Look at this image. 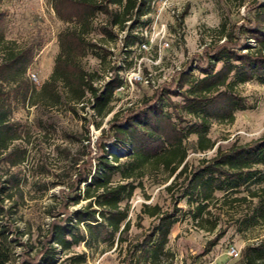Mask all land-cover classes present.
<instances>
[{"label": "trees", "instance_id": "1", "mask_svg": "<svg viewBox=\"0 0 264 264\" xmlns=\"http://www.w3.org/2000/svg\"><path fill=\"white\" fill-rule=\"evenodd\" d=\"M150 1L51 0L66 26L58 33L53 70L39 87L28 76L34 48L7 40L0 29V264H87L88 253L76 247L116 245L122 252L123 243L126 264H168V236L183 211L179 206L183 200L194 225L214 233L209 246L227 233L228 225L221 226L225 214L243 207L240 222L246 227L264 221V135L245 143L235 141L227 148L216 147L209 135L213 121L233 123L236 111L247 108L239 85L251 80L264 84V0L256 2L247 25L227 27L222 22L219 40L207 45L141 106L113 112L121 80L106 44L117 46L125 30L124 47L140 42L138 29L149 22L143 18L150 12ZM183 17L181 13L180 20ZM90 52L97 53L103 71L115 72L104 88L95 85L101 71L82 63ZM172 94L181 100L172 101ZM20 105L42 110L36 126L44 133L52 125L51 117L43 119L44 111L52 108L77 113L89 105L100 119L92 120L98 130L113 112L94 145L85 115L81 141H86V158L80 162L71 157L75 171L68 174L67 187L48 204L50 221L35 229L29 223L24 229L18 224L25 193L20 167L28 161L32 136L14 117ZM25 140L26 145L20 143ZM215 147L213 156L189 163L190 152ZM155 171L167 173L163 182L168 183L164 190L170 206L144 203L141 212L152 222L132 238L128 202L143 177ZM73 205L79 206L72 209ZM137 224L142 227L140 221ZM236 264H264V237L246 244Z\"/></svg>", "mask_w": 264, "mask_h": 264}, {"label": "rangeland", "instance_id": "2", "mask_svg": "<svg viewBox=\"0 0 264 264\" xmlns=\"http://www.w3.org/2000/svg\"><path fill=\"white\" fill-rule=\"evenodd\" d=\"M258 1L262 0H174L173 8L179 7L180 15L184 13V17L180 20L169 12L164 15L163 22L169 25L171 33L169 36L171 48L163 50L158 55L153 50L130 52L131 61L130 64L127 63L130 85L115 92L112 103L116 111L128 108L129 103L135 105L130 107H139L147 97L153 95L154 91L169 84L178 70L202 54L213 40H219L218 30L222 22L226 23L227 27L247 25L253 7ZM50 3L51 0H0V29L5 38L17 42L22 47L34 48L28 76L32 72L38 75L39 83H35L38 87L53 70L59 52L58 33L66 26L57 17ZM250 41L254 44V40ZM106 47L115 55V61L120 60L123 55L120 53V46L112 43L106 44ZM82 63L89 70L105 72L101 69L100 58L96 52L88 53L82 59ZM138 73L144 76L152 73L156 87L146 86L134 80L131 82ZM237 91L246 98L247 108L236 111L233 123L212 122L209 135L216 141V147L227 148L235 141L245 143L264 135V84L258 80H251L239 85ZM171 98L175 102L181 100L179 96L173 94ZM88 111V114L86 110L80 109L77 113H70L63 107L44 111L46 115L43 119L47 116L52 119L49 132L44 133L36 126L41 109L36 106L26 108L20 105L16 110L14 117L21 121L26 130L29 128L32 134L31 144H27L28 161L20 167L24 174L22 185L25 192L19 212L22 219L18 221L22 229L26 223L32 224L35 229L37 225H45L50 221L51 218L46 212L47 206L53 203L54 195L59 196L60 190L67 187L68 174L75 171L70 163L71 157L80 159V162L86 158V141L82 142L86 131L85 115L88 118L86 119L93 145L102 129L108 128L107 121L112 115L103 119L101 125L97 127L98 130L93 126L92 120L99 122L100 119L91 117L90 109ZM20 143L26 145V140ZM216 147L205 153L190 152L189 163L196 164L201 157L213 156ZM166 175L164 171L152 172L143 177L142 185L135 189L128 202L132 222L128 232L130 237L134 238L135 235L143 233L152 222V218L141 212L144 203H158L165 209L170 206V195L164 190L168 184L163 182ZM79 205H73L71 208L75 209ZM179 206L183 207V211L168 236L169 242L166 247L169 250L166 260L168 264H236L246 244L264 237V221L249 227L240 222L246 211L242 207L233 215L223 216L221 226L228 225L227 233L215 246H209L214 233L206 232L194 225L187 213L189 206L186 201H181ZM138 221L142 227L137 224ZM35 237L34 233L33 239ZM231 247H235L240 254L232 255ZM75 250L88 253L87 264H126L125 243L122 252L116 249V245L111 249H103L101 246L92 250L81 245Z\"/></svg>", "mask_w": 264, "mask_h": 264}, {"label": "built area", "instance_id": "3", "mask_svg": "<svg viewBox=\"0 0 264 264\" xmlns=\"http://www.w3.org/2000/svg\"><path fill=\"white\" fill-rule=\"evenodd\" d=\"M148 4L150 6V12L149 14L145 15L144 18L149 19V22L146 23V25H144L143 27H139L138 29L142 36L140 42L131 47H124L123 39L126 36V32H128L127 30H125L120 34L119 40L117 42V45L120 46L121 49L120 53L123 54L122 57H120V60L118 61H115V55L113 53L110 57L111 65L118 68L117 75L121 80V83L116 87L115 92L123 90L126 86H128V84L130 85V75L127 72V63L130 64L131 61L130 52L135 50H139L140 52H151L153 50L158 55L163 50L171 48V42L169 39L171 33L169 32V25L166 22H163V19L166 12H169L172 16L179 18L180 8L177 6L173 8L174 0H151ZM127 25H130V21L127 22ZM114 76V70L108 69L104 73H101V78L95 83V85L100 87V89L104 88L105 84L112 80ZM29 78L34 84L39 83V78L36 73H30ZM133 80L146 86L156 87V83L152 73H149L145 76L140 73L135 74L131 82ZM133 104L134 103H129L128 105L129 107L135 106ZM89 109L91 111L90 116L98 118L89 105L86 106V113H89ZM115 111L116 107L114 108L113 112ZM113 112L110 113L106 118L111 116ZM230 253L237 256L238 254H240V251H238L235 247H231Z\"/></svg>", "mask_w": 264, "mask_h": 264}, {"label": "crops", "instance_id": "4", "mask_svg": "<svg viewBox=\"0 0 264 264\" xmlns=\"http://www.w3.org/2000/svg\"><path fill=\"white\" fill-rule=\"evenodd\" d=\"M51 4V3H50ZM51 7H52V5H51ZM52 9H53V7H52ZM54 10V9H53ZM55 12V11H54Z\"/></svg>", "mask_w": 264, "mask_h": 264}]
</instances>
